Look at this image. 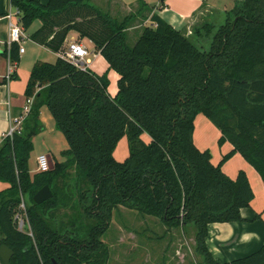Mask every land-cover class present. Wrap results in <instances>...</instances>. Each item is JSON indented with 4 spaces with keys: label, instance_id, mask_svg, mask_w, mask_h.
Returning a JSON list of instances; mask_svg holds the SVG:
<instances>
[{
    "label": "trees",
    "instance_id": "obj_1",
    "mask_svg": "<svg viewBox=\"0 0 264 264\" xmlns=\"http://www.w3.org/2000/svg\"><path fill=\"white\" fill-rule=\"evenodd\" d=\"M11 5L26 32L42 24L30 35L34 43L59 53L76 32L120 76L112 97L107 72L100 76L61 57L33 67L25 90L33 98L30 114L21 135L0 148V181L10 184L0 192V249L13 250L11 264H109L102 238L121 207L169 229L193 224L203 264H221L207 246L209 225L241 223L255 198L247 172L232 180L223 164L240 154L264 182V0L239 1L221 22H206L191 37L154 16L157 26L144 28L134 46L126 33L133 16L118 22L89 0ZM19 50L13 43L2 55L19 63ZM43 106L72 158L35 174L30 163L33 139L44 130ZM199 115L220 131V147H233L218 165L194 142ZM124 137L130 156L121 163L114 153ZM45 186L54 196L37 205ZM23 202L32 236L15 220ZM61 209L73 211L67 222L57 218ZM223 264H264V245Z\"/></svg>",
    "mask_w": 264,
    "mask_h": 264
},
{
    "label": "crops",
    "instance_id": "obj_2",
    "mask_svg": "<svg viewBox=\"0 0 264 264\" xmlns=\"http://www.w3.org/2000/svg\"><path fill=\"white\" fill-rule=\"evenodd\" d=\"M48 1L41 0V3L47 4ZM239 1L242 0H89L93 6L109 14L118 22L128 16H133L132 23L126 33L128 41L132 39L135 44L144 28L157 26V23L153 21L154 16L171 24L185 36L191 37L195 29L202 27L204 23L221 22L225 18V14L233 10ZM10 10L16 12V9L11 5V0H0V94L2 97V103L0 105V148L4 144L5 134L12 127L13 120L21 118L25 114L26 108H31L33 104L32 102L31 105H28L29 99L25 91L33 67L38 62H47V55L55 57L56 60L59 58V53L52 52L50 49L31 41L30 35L32 33L28 34L25 31L23 43L24 52H19L20 62L14 64V75L17 76V79H8L7 74L11 60L7 56L2 55V53L6 48H9L10 44V25L6 17ZM76 41L83 46L89 44L92 47L93 57L88 58L85 65L100 76H103L105 72L109 73L111 82L109 86L110 94L112 97H116L119 91L117 83L120 76L118 73L110 69V65L104 56L96 53L95 46L91 40L87 38L80 39L76 32L69 33L63 49H66L71 42ZM25 43H27V46H25ZM49 113L48 107H41L40 121L44 125V130L38 136L45 133L48 125L52 127L51 121L55 124L54 120H50L51 114ZM38 136L33 139L35 147V139ZM193 137L197 148L201 152L209 150L212 153V162L214 165H218L222 161V158L233 150L232 145L228 142L221 147L219 146V140L222 137L220 131L210 120L202 115L196 118ZM144 138L148 139L147 137ZM124 140L125 137L122 138V141ZM121 143L115 151L114 156L118 162L122 163L130 155L129 153V156L122 154L124 159H118L116 155ZM48 149L52 150L51 147H48ZM47 156L53 160V163H55V160L63 162L61 157L56 156L54 153L47 154ZM242 169L247 172L251 186H253L255 192V198L251 206L243 209L241 212L244 221H241V223H213L208 227L207 246L211 254H213L214 259L221 264L256 253L264 245V182L260 174L240 154L224 163L222 167V170L232 180L237 178L239 171ZM9 187V183L0 181V192L6 191ZM124 209L132 211L128 208ZM159 222L164 224L160 220ZM147 229L150 228L148 227ZM163 230L167 231L166 227ZM151 232L154 233L155 231L151 230ZM191 237L190 242H196L195 238L193 236ZM124 241L125 239L121 238L120 242ZM177 249L179 258L176 264H198L195 256L186 253V250L183 248V253L180 251L181 249ZM164 251L163 247L156 251L145 248L146 256L143 259V264H165ZM160 259H163V262Z\"/></svg>",
    "mask_w": 264,
    "mask_h": 264
},
{
    "label": "rangeland",
    "instance_id": "obj_3",
    "mask_svg": "<svg viewBox=\"0 0 264 264\" xmlns=\"http://www.w3.org/2000/svg\"><path fill=\"white\" fill-rule=\"evenodd\" d=\"M40 26V22L36 21L33 28L28 31V34L35 32ZM128 42L129 45L131 44L130 46L135 45L132 39ZM25 46H27V43H25ZM86 47L89 50L88 58L93 57L92 47L89 46V44H86L85 48ZM46 57L48 63L53 64L56 61V58L53 56L47 55ZM50 120H53L51 115ZM52 122L53 121H51L52 127L48 125V129L45 130V133L39 135L35 139L36 147L30 163L31 171L35 174L37 173L38 168L37 159L40 155L54 153L56 156L61 157L63 162L72 158L67 154L69 151L67 141L57 128V125ZM146 140H149V138ZM48 147H51L52 150H49ZM118 150L119 151L116 155L118 159L123 158L122 154L129 156V142L126 137L125 140L122 141ZM76 175L77 174L74 173V170H72L71 177L67 179L69 185H73ZM124 208L125 207H123V209L120 208L114 212L111 227L107 234L102 238L106 245L110 247L111 259L109 264H143V259L146 256L145 248L154 249V251H156L161 247L165 250V264H176V261L179 258L178 252L176 251L178 250L177 248H179V250L181 249L180 251L182 253L184 252L183 249H185L186 253L192 254V256L197 258L198 264H203L202 257L196 252V242H190V238H192L191 236L196 240L195 234L197 230L193 224L185 228L177 227L169 229L165 224L159 222L158 218L144 216L135 211H127V209ZM72 213L73 211L71 209H61L57 213V218L67 222V217L71 216ZM148 227L155 232L152 233L150 229H147ZM165 227L167 231L163 230ZM121 238H124L125 241L120 242ZM160 260L163 262V259Z\"/></svg>",
    "mask_w": 264,
    "mask_h": 264
},
{
    "label": "built area",
    "instance_id": "obj_4",
    "mask_svg": "<svg viewBox=\"0 0 264 264\" xmlns=\"http://www.w3.org/2000/svg\"><path fill=\"white\" fill-rule=\"evenodd\" d=\"M9 25H10V44L9 48L13 43H17L20 45V53L24 52V39H25V30L23 26L20 23V12L16 10V12H13L10 10L7 15H6ZM88 55H89V50L85 46H83L81 43L78 41L76 42H71L69 46L66 49H62L59 52V57L64 59L67 62H71L77 67L80 68H85L86 67V62L88 61ZM14 64L11 62V65L9 67V72H8V79H11L12 74L14 73ZM33 102V98L28 100V105H31ZM2 103V97L0 94V105ZM31 108L27 107L26 112L21 118H17L13 120V124L11 129L7 134H5V138H12L14 135L18 134L21 135L23 131V123L26 119V117L30 114ZM37 173L39 172H47L51 170V162H50V157L47 155H40L37 159ZM19 212L15 217L16 223L18 225V228L21 232L28 231L29 234L32 236L31 232V227L29 225V219H28V214H27V208L25 206V203L20 205L19 207Z\"/></svg>",
    "mask_w": 264,
    "mask_h": 264
},
{
    "label": "water",
    "instance_id": "obj_5",
    "mask_svg": "<svg viewBox=\"0 0 264 264\" xmlns=\"http://www.w3.org/2000/svg\"><path fill=\"white\" fill-rule=\"evenodd\" d=\"M51 169L54 167L53 160L50 158ZM54 194L49 186H45L39 190V193L35 196L34 201L37 205H40L53 198ZM14 255L13 250L8 246H2L0 249V258L3 260L4 264H11V258Z\"/></svg>",
    "mask_w": 264,
    "mask_h": 264
}]
</instances>
